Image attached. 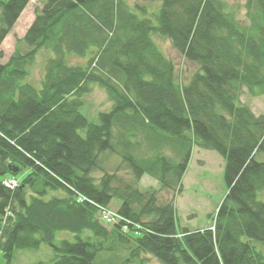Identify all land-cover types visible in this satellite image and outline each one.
I'll return each instance as SVG.
<instances>
[{"label":"trees","instance_id":"trees-1","mask_svg":"<svg viewBox=\"0 0 264 264\" xmlns=\"http://www.w3.org/2000/svg\"><path fill=\"white\" fill-rule=\"evenodd\" d=\"M30 2L0 0L5 264L42 243L53 257L34 264H146L148 256L159 264H264L254 244H264V115L240 103L244 89L264 95V0L246 1L248 24L224 0H160L157 26L127 0H44L24 37L26 51L16 49L3 64L2 44ZM154 35L199 66L187 83ZM42 49L54 57L38 88L28 68ZM92 85L112 102L99 122L82 112ZM194 145L225 160L227 196L208 229L180 233L175 199L159 204L155 193L115 187L110 173L95 177L111 154L136 181L148 175L180 195ZM20 173L18 188L3 185ZM116 200L120 219L107 223L102 211ZM60 230L76 240L56 242Z\"/></svg>","mask_w":264,"mask_h":264},{"label":"rangeland","instance_id":"rangeland-1","mask_svg":"<svg viewBox=\"0 0 264 264\" xmlns=\"http://www.w3.org/2000/svg\"><path fill=\"white\" fill-rule=\"evenodd\" d=\"M246 1L224 0L227 12L231 13L242 24H248L245 8ZM43 2L44 0H31L17 21L13 31L2 44L1 50L4 53V57L1 63L6 64L16 49H19L21 52L26 51L23 37L31 21H33L36 12L43 7ZM127 2L141 18L148 17L157 26L153 14L159 12L162 6L160 0H127ZM135 3L147 6L148 13L135 9ZM153 39L162 52L175 62L177 74L182 83H187L199 71L200 68L197 64L187 61L174 50L170 40L163 39L159 35H154ZM53 57L54 54L50 49L40 50L28 68V81L40 88L44 77L45 65ZM77 62L76 58H70V63ZM84 102L82 112L90 122H99V114L101 112H108L112 107V102L107 92L98 85H92V91L84 97ZM240 103L251 108L257 116L264 115V95L254 97L248 90L244 89L240 97ZM103 159V170L97 171L95 177L101 178L104 172L110 173L116 178L115 187L121 188L131 185L141 192L155 193L159 204H165L175 199L173 202L176 209V225L180 233L184 230L194 232L212 227L217 210L227 196V186L224 180L225 160L214 150L194 145L189 167L182 183L183 191L180 195H176L172 190L163 189L156 180L148 175H145L140 181H136L133 172L120 162V159L115 155L107 154ZM260 160H264V155L260 156ZM18 177H23V173H20ZM119 204V201H114L110 205V209L113 211L117 210ZM107 227L111 229V225H107ZM85 234L88 233L85 232L82 234V237ZM77 235L71 231L60 230L56 232V242L61 240L73 242L76 240ZM254 244L264 254V244ZM119 255L124 256V254ZM52 257V248L48 244L42 243L40 248L35 251L17 250L12 264H34L39 261H49ZM148 259L146 264H159L152 256H148ZM5 263L6 258L1 255L0 264ZM94 264H97V262L95 261Z\"/></svg>","mask_w":264,"mask_h":264},{"label":"built area","instance_id":"built-area-1","mask_svg":"<svg viewBox=\"0 0 264 264\" xmlns=\"http://www.w3.org/2000/svg\"><path fill=\"white\" fill-rule=\"evenodd\" d=\"M3 184L11 189V190H15L18 186H19V180L16 178H6L3 181ZM102 219L107 222V223H114L117 220H119L120 218L118 217V215L116 214V212L111 211V210H107V211H102ZM1 230H0V241H1Z\"/></svg>","mask_w":264,"mask_h":264},{"label":"crops","instance_id":"crops-1","mask_svg":"<svg viewBox=\"0 0 264 264\" xmlns=\"http://www.w3.org/2000/svg\"><path fill=\"white\" fill-rule=\"evenodd\" d=\"M24 11H25V10H24ZM22 14H23V13H22ZM20 17H21V16H20ZM19 19H20V18H19ZM19 19H18V20H19ZM34 19H35V16H34V18H33V21H34ZM33 21H31L30 25L33 23ZM29 27H30V26H29ZM29 27H28V28H29ZM27 30H28V29H27ZM24 45H25V44H24ZM25 46H26V45H25Z\"/></svg>","mask_w":264,"mask_h":264},{"label":"water","instance_id":"water-1","mask_svg":"<svg viewBox=\"0 0 264 264\" xmlns=\"http://www.w3.org/2000/svg\"><path fill=\"white\" fill-rule=\"evenodd\" d=\"M19 169L17 168V169H15V171H18Z\"/></svg>","mask_w":264,"mask_h":264}]
</instances>
